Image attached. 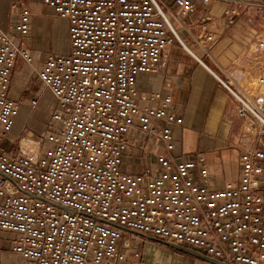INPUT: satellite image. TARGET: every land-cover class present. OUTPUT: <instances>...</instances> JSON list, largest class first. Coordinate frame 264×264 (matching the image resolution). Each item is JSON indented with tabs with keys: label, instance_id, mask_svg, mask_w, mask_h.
<instances>
[{
	"label": "built area",
	"instance_id": "built-area-1",
	"mask_svg": "<svg viewBox=\"0 0 264 264\" xmlns=\"http://www.w3.org/2000/svg\"><path fill=\"white\" fill-rule=\"evenodd\" d=\"M67 22L70 51L48 54L34 72L56 102L46 130L5 142L24 107L39 98L10 96L32 13L13 3L11 32L0 28V234L11 236L23 264H134L143 252L131 231L227 264H264V67L255 92L233 88L187 47L180 19L222 4L229 26L242 0H42ZM210 17H205L203 27ZM210 58L215 37L195 35ZM177 42L235 98L237 115L259 126L241 147L240 175L210 185L204 154L182 157L173 129L184 120L169 94L141 93L140 74L158 70ZM255 47L264 50V22ZM28 140L31 143L24 144ZM136 249V248H135Z\"/></svg>",
	"mask_w": 264,
	"mask_h": 264
},
{
	"label": "crops",
	"instance_id": "crops-1",
	"mask_svg": "<svg viewBox=\"0 0 264 264\" xmlns=\"http://www.w3.org/2000/svg\"><path fill=\"white\" fill-rule=\"evenodd\" d=\"M29 1L0 0V28L11 32L10 27L17 20L11 5L25 4L32 13V32L26 38L25 45L34 56V65L39 67L48 54L59 53L47 51L50 40L46 35L53 22L48 11L51 9L43 5L42 0H33L35 6L32 8ZM242 1L237 6L240 15L234 26H229L223 15L225 6L213 4L200 6L194 15L180 19L178 29L187 47L194 50L218 78L233 88L255 92L256 81L264 67V50L255 47L256 36L264 22V0ZM205 17H210L206 28L202 25ZM183 24L195 35L211 33L215 37L210 58L202 54L190 34L182 28ZM36 82L40 84L32 67L19 62L12 74L10 96L28 101L38 97L39 104L34 113L28 107L21 109L5 146L10 147L12 142L20 138L39 135L32 130L37 128L35 124L38 112L45 97L52 103V110L56 109L52 95L43 92ZM137 88L144 94L161 92L172 96L175 110L184 120L183 126L173 129L177 144L175 155L192 157L204 154L210 168V185L213 188H223L226 182L239 179L241 147L255 145L260 127H251L248 119L237 115V101L205 66L175 41L164 51L156 72L138 75ZM51 114L50 112V116ZM49 119L50 117L44 122L41 133L46 130ZM124 232L126 239L131 236L141 241L145 239L146 246L150 243L146 253H143L142 261H134V264H186L184 261H167L162 251L156 248L164 245L153 238L131 231ZM10 239L11 236L0 234V264H23L21 257L12 252ZM131 242L134 248H139V242Z\"/></svg>",
	"mask_w": 264,
	"mask_h": 264
},
{
	"label": "rangeland",
	"instance_id": "rangeland-1",
	"mask_svg": "<svg viewBox=\"0 0 264 264\" xmlns=\"http://www.w3.org/2000/svg\"><path fill=\"white\" fill-rule=\"evenodd\" d=\"M28 3L32 8L35 6L33 0H30ZM48 11L51 13V17H52L53 22H52V28H51L50 32L48 30V35H46V36H49L48 39L50 40L47 51L48 52H55V53H59V54H66V52L69 51V40H68L67 25H66L67 22L64 20H61L57 16L53 15L51 10H48ZM46 36H45V34H43L44 39L46 38ZM37 68H38V66H34L32 69L34 70ZM36 83H38V82H36ZM40 84L38 83L37 87H40L41 90H43V92H46L50 95V93L47 90H45V88H43L42 85H41L42 86L41 87ZM47 99H48L47 97L44 98L45 102H43V106H42L41 110L38 112L39 117H38L37 123L35 124L37 128H34L32 130L36 134H41V131H43L44 122L50 117V112L52 113V111H53L51 108L52 103L50 102L49 99L48 100ZM26 101H28V100H26ZM30 111L32 112V110H30ZM35 111H33L32 113H34ZM128 238L131 239V240L129 239L130 241L139 242V248L138 249L134 248L133 251L140 249L139 251L146 253L147 246H150V245H148L150 243H148L146 246L145 239H144V241H141L140 239H136V238L131 237V236L130 237L128 236L127 239ZM151 247H152V245H151ZM156 248H158L159 250L162 251L164 258L167 261H169V260L170 261L172 260L173 262L184 261L186 264H207V263H204V262H202V261H200L194 257H191V256L186 255L184 253L178 252V251L173 250L171 248H168L166 246H164V247L157 246ZM145 257H147L146 254H145Z\"/></svg>",
	"mask_w": 264,
	"mask_h": 264
},
{
	"label": "water",
	"instance_id": "water-1",
	"mask_svg": "<svg viewBox=\"0 0 264 264\" xmlns=\"http://www.w3.org/2000/svg\"><path fill=\"white\" fill-rule=\"evenodd\" d=\"M154 241L158 242L159 244L161 245H164L166 247H169L173 250H176L178 252H181V253H184L186 255H189L191 257H194L204 263H207V264H227V263H222V262H218V261H215L201 253H198L194 250H191V249H187V248H183V247H180V246H175V245H172V244H168V243H165V242H162V241H159V240H156L154 239Z\"/></svg>",
	"mask_w": 264,
	"mask_h": 264
},
{
	"label": "bare ground",
	"instance_id": "bare-ground-1",
	"mask_svg": "<svg viewBox=\"0 0 264 264\" xmlns=\"http://www.w3.org/2000/svg\"><path fill=\"white\" fill-rule=\"evenodd\" d=\"M197 55H198V54H197ZM29 142L31 143V141L25 140V141H24V144H27V143H29Z\"/></svg>",
	"mask_w": 264,
	"mask_h": 264
}]
</instances>
